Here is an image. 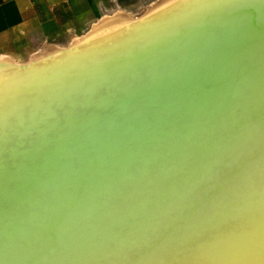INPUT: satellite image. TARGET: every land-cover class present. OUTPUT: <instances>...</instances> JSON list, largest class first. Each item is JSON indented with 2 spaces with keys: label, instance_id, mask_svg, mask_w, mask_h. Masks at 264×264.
Segmentation results:
<instances>
[{
  "label": "bare ground",
  "instance_id": "bare-ground-1",
  "mask_svg": "<svg viewBox=\"0 0 264 264\" xmlns=\"http://www.w3.org/2000/svg\"><path fill=\"white\" fill-rule=\"evenodd\" d=\"M0 264H264V0L0 56Z\"/></svg>",
  "mask_w": 264,
  "mask_h": 264
},
{
  "label": "crops",
  "instance_id": "crops-1",
  "mask_svg": "<svg viewBox=\"0 0 264 264\" xmlns=\"http://www.w3.org/2000/svg\"><path fill=\"white\" fill-rule=\"evenodd\" d=\"M155 1L0 0V56L31 53L28 60L48 45H68L103 16L120 11L135 17L130 14L145 11Z\"/></svg>",
  "mask_w": 264,
  "mask_h": 264
},
{
  "label": "rangeland",
  "instance_id": "rangeland-1",
  "mask_svg": "<svg viewBox=\"0 0 264 264\" xmlns=\"http://www.w3.org/2000/svg\"><path fill=\"white\" fill-rule=\"evenodd\" d=\"M147 8H145V10H146ZM145 11H135L134 13H132V14H130V15H132V16H135V17H138V16H141L143 13H144ZM113 15V14H112ZM106 16H108V15H106ZM110 16V15H109ZM96 23V22H95ZM88 32V31H87ZM86 32V33H87ZM85 33V34H86ZM84 34V35H85ZM82 36V35H81ZM77 37H79V36H77ZM56 45V44H55ZM49 46V45H48ZM59 46V45H58ZM62 47H64V46H62ZM46 48V47H45ZM41 50V49H40ZM36 51H39V50H36ZM36 51H34V52H36ZM33 53V52H32ZM31 54V53H30ZM30 54H28V55H24V57L23 58H19V57H17L16 55L14 56V55H6V56H9V57H12L13 59H15V60H17L18 62H24V61H26L27 60V58H28V56L30 55ZM2 55H4V54H2Z\"/></svg>",
  "mask_w": 264,
  "mask_h": 264
}]
</instances>
